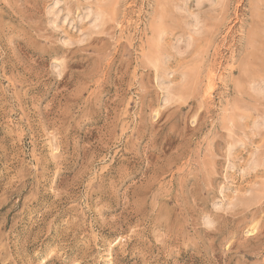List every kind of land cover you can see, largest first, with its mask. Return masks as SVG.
Wrapping results in <instances>:
<instances>
[{"label": "rangeland", "instance_id": "1", "mask_svg": "<svg viewBox=\"0 0 264 264\" xmlns=\"http://www.w3.org/2000/svg\"><path fill=\"white\" fill-rule=\"evenodd\" d=\"M0 264H264V0H0Z\"/></svg>", "mask_w": 264, "mask_h": 264}]
</instances>
